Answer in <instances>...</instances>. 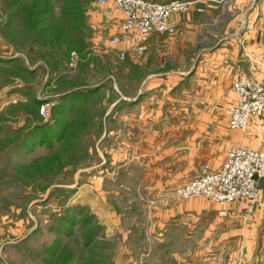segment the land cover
<instances>
[{"label": "rangeland", "instance_id": "1", "mask_svg": "<svg viewBox=\"0 0 264 264\" xmlns=\"http://www.w3.org/2000/svg\"><path fill=\"white\" fill-rule=\"evenodd\" d=\"M212 1L221 6L209 14L221 15L223 28L211 37L209 51L228 39L226 32L248 46L233 0ZM247 5L246 13L262 19L254 26L256 36L263 37L264 0ZM103 9L95 0H0V264H229L215 254L201 259L199 246L179 243L184 228L173 233L175 244L160 245L153 242L147 221L142 227L152 207L212 201L179 199L174 187L186 182L172 187L166 180L162 188L168 196H140V189L149 186L140 174L157 178L154 172H161L163 162L156 159L168 150L170 129L184 119L183 109L211 111L222 102L215 98L220 93L213 89L214 95L203 97L195 92L198 78L190 79L197 64L192 66L189 53L178 66L181 83L148 92L145 77L157 70L151 69L147 53H129L125 59L103 54V43L112 35L98 20ZM140 107L150 109L144 116L146 136L153 124L156 132L160 128L153 148L140 149ZM190 118L204 127L205 117ZM212 119L209 145L215 136ZM209 150L213 157L221 151ZM143 154L151 158L144 162ZM206 160L194 157L191 179L205 164L213 169ZM188 166L176 165L178 172Z\"/></svg>", "mask_w": 264, "mask_h": 264}, {"label": "crops", "instance_id": "2", "mask_svg": "<svg viewBox=\"0 0 264 264\" xmlns=\"http://www.w3.org/2000/svg\"><path fill=\"white\" fill-rule=\"evenodd\" d=\"M154 1L164 2L168 0ZM247 1L249 2L250 0H233V3L236 4L235 9L238 14H242L238 15L243 17V21H239V26H246L242 36L249 38L248 46L242 47L241 38L233 36L231 38L230 34L226 32L225 36H228V39L209 51L208 46L212 45L210 40L215 41L211 37L216 36L215 32L218 31V27L221 26L223 28L220 23L222 21L221 15L209 14L215 13L218 10L217 8L221 6L219 2L212 0H202L187 15L173 16L172 22L177 27L173 36L154 35L149 40L145 53H147L148 60L150 59L149 64L152 62L150 65L151 69H156L157 71L145 77L143 86L148 92L152 94L161 91L162 86H168L172 82L181 83L183 72L178 70V66L181 65L180 60L183 59L182 61L184 62V57L189 53V58L193 59L191 60L192 66H194L195 62L197 64L193 77L190 79L191 83H193L195 82L193 79L198 78V82L195 83L199 86V89L195 90V92L209 97V95H214L216 92L209 90L218 89L220 94L219 96L215 95V98L220 97L222 102L219 107L211 111L206 106L195 109L185 107L183 109L184 121H179L178 124L172 126L169 135L171 141L168 144L169 148L166 153L156 159L158 163L163 162L158 165L161 172L159 170L158 173L154 172L157 174V178H152L150 173L140 174L141 181L146 180L145 183L149 185L140 189V196L162 194L168 196L169 190L162 188L164 184L162 182L166 180L165 184L173 187L179 182H187L191 179L194 157L207 158L206 161L212 163L214 165H211L213 169L217 170L221 167L225 153L230 147L239 144L254 148L264 146V120L252 118L245 132L231 133L225 115L227 108L235 101L232 83L236 72L239 68H243L246 73H252L247 56L255 59L258 54L264 52V36H256V26H254L255 20L262 19L259 15L246 13L251 7V5H247ZM104 8L98 20L104 22L106 30L110 29L112 33L110 38H112L119 31L123 15L111 4L104 6ZM109 42L108 40L103 45L108 47ZM103 45L100 44L99 46ZM162 56L165 57L162 59ZM148 60H146V63ZM156 60H159V62H156ZM144 62L142 64H145ZM166 66L169 67L168 72L163 70ZM256 69L257 76L264 78V61L257 63ZM215 83L216 86L214 85ZM225 98L226 100H223ZM143 100L144 98L140 100V105ZM205 104L203 102L202 106ZM160 111V109H157L158 115H160ZM173 111L175 112L174 115H176L177 110L174 109ZM179 112H182L181 109ZM148 114H150V109L140 107V120H138V123H140V149H144V147L153 148L155 147V140H160V128L156 132V125L154 124L152 133L146 136L144 116ZM198 114L200 117H205L204 127L199 126L201 123L195 125L190 118ZM209 116L213 117L212 120H214L215 124L212 130L215 136L210 145L208 144L210 142ZM218 119L221 121H216ZM157 127H160V125ZM163 142L165 143V140ZM210 146L221 149V151H218L220 152L219 155L213 157L211 155L212 152L209 150ZM144 156V154L143 156L141 155L140 159ZM165 156H168V159H165ZM148 157L151 158L148 155L142 158L144 162H146ZM178 163L188 164V170L185 168L178 172L176 167ZM164 164L169 166L165 167L164 169L166 170L162 172L164 169L160 167H164ZM170 165H173L172 168ZM259 191L261 205L258 206L248 222L243 221L240 216L241 211L237 209L236 205L228 206L231 215L227 219V217L224 218L218 215L222 206L196 200L152 207L148 211V220L142 221V227H146L144 223L147 221V227H150L149 232L153 234V242L160 245L163 243L175 244L177 237L173 233L175 234L181 228H184V235L179 243L199 246L201 254H204L201 259H204V256L205 259H209L210 255L215 254L213 256H216L218 261L228 260L229 264H264V178L259 184ZM143 211L145 212V206ZM168 227L171 230L169 234L166 231L162 232ZM199 228L201 229L200 234L194 231V229L198 231ZM188 249H190V253L193 251L191 247ZM189 258H192V253Z\"/></svg>", "mask_w": 264, "mask_h": 264}, {"label": "built area", "instance_id": "3", "mask_svg": "<svg viewBox=\"0 0 264 264\" xmlns=\"http://www.w3.org/2000/svg\"><path fill=\"white\" fill-rule=\"evenodd\" d=\"M201 1L95 0L102 7L113 5L123 15L119 31L109 40L103 54L112 52L120 59H125L129 53L144 55L154 35L176 33L173 16L188 14ZM247 60L252 73L238 69L232 83L235 101L225 111L231 131L245 132L252 118L264 120V78L256 74V64L264 61V52L255 59L247 56ZM263 178L264 146L254 148L239 144L226 151L219 169L203 165L197 177L174 187L173 196L179 199L204 197L222 206L218 212L221 217L229 214L228 206L236 205L247 220L261 205L259 184Z\"/></svg>", "mask_w": 264, "mask_h": 264}]
</instances>
